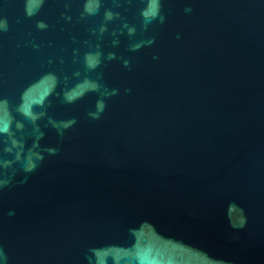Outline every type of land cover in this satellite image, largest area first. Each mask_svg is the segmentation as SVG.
I'll return each instance as SVG.
<instances>
[{"label":"water","instance_id":"water-1","mask_svg":"<svg viewBox=\"0 0 264 264\" xmlns=\"http://www.w3.org/2000/svg\"><path fill=\"white\" fill-rule=\"evenodd\" d=\"M34 2L0 0V126L43 113L0 136V160L44 155L0 191L10 264H264V0H162L147 27L153 0Z\"/></svg>","mask_w":264,"mask_h":264},{"label":"clouds","instance_id":"clouds-1","mask_svg":"<svg viewBox=\"0 0 264 264\" xmlns=\"http://www.w3.org/2000/svg\"><path fill=\"white\" fill-rule=\"evenodd\" d=\"M39 3L42 4L43 0H39ZM161 4L162 0H153V6L156 9V11L153 13L151 18H145V27H147L148 24L152 23L153 20H159L161 24L165 22L166 17L161 14ZM101 7V2L100 0H96L95 6L92 7L88 4L85 5V11H87L89 14H95L96 12L99 11ZM24 11L25 15L27 17H32L36 14L38 11V8L34 2V0H24ZM185 13H191L192 8L191 7H186L184 9ZM105 20H112L113 19V13L111 11H106L105 12ZM37 27L40 29H45L46 25L43 22H39L37 24ZM127 27V25H125ZM9 28L8 21L6 18H0V33L2 32H7ZM105 31V29L102 27L101 32ZM135 33L134 28L129 29V35H132ZM179 38V37H178ZM154 39H150L146 41L145 43L147 46H151L154 43ZM141 44H136L133 46L132 51H137L141 47ZM115 54L110 53L108 56V59L112 60L115 59ZM86 61V66L89 70H95L99 66V54H96V59H93V55L89 54L85 57ZM124 66L126 68L130 67V61L125 60L124 61ZM90 91H99V86L93 84L92 88ZM119 94V89H104V91L101 93L100 99H97L96 104H95V111H91L88 113L89 117L92 120H100L102 114L104 113V110L106 108V103L104 98H111L114 96H117ZM75 97L71 94L70 90L69 92L65 93V100L68 103L74 102ZM8 106V101L5 99H0V108H4ZM15 112L17 115L23 117V120H16L15 117H11V110L9 109V115L11 119L5 123L3 126H0V136L3 135H8L11 133L12 126L13 124L15 125V128L17 130L23 129L24 127V120H27L31 122L32 124H36V121H38L43 113H36L35 111L29 109L28 107L24 106L22 103L18 104L16 106ZM53 124V127H55L58 130V135L63 136L64 131L67 130L69 127H72L73 125L76 124V121L70 120L67 122H51ZM38 130V128H37ZM43 137V133H40V137ZM13 146H17L18 142L16 140L12 141ZM6 152L11 153L12 149L11 148H6ZM48 153L49 156H56L59 152V149L57 147H51V148H46L44 149ZM44 160V155L42 153H33L29 152L21 162V156L20 154H17L14 160H0V191H3L4 188L11 186L12 180L14 179L15 173H9L7 170L12 168V165L16 162H20V171H22L24 175V179L21 182H26L27 177L29 174L35 172L37 168L39 167L40 163H42ZM14 213H9V215H12ZM247 220L246 217L243 215L241 216L240 222L238 224H233V227H239L243 228L246 224ZM0 264H10L9 257L5 252V249L3 246H0Z\"/></svg>","mask_w":264,"mask_h":264}]
</instances>
